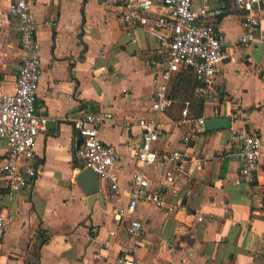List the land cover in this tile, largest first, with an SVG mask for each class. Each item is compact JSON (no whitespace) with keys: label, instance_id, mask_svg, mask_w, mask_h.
<instances>
[{"label":"crops","instance_id":"1","mask_svg":"<svg viewBox=\"0 0 264 264\" xmlns=\"http://www.w3.org/2000/svg\"><path fill=\"white\" fill-rule=\"evenodd\" d=\"M211 4L210 21L226 37L215 94L200 96L201 79L191 69L179 71L168 89L173 105L154 112L152 62L166 49L165 31L126 29L117 0L31 2L41 59L35 104L46 122L34 143L32 185L12 190L0 172V211L7 220L0 231V264H113L121 254L135 256L139 264H264V155L248 183L231 139L232 126L250 128L259 132L264 149V42L239 44L244 11L231 0ZM8 5L0 0V88L13 91L23 52ZM260 15L264 30V6ZM184 107L190 119L228 116L230 125L195 130L182 115ZM101 110L109 115L98 135L116 148L111 173L118 190L99 177L90 200L76 181L83 167L70 118ZM241 110L247 115L240 116ZM145 116L157 120V149L185 153V171L162 186V207L139 202L133 214L119 215L132 173L140 168L137 119ZM7 150L0 137V165ZM173 168V162L143 167L152 185ZM131 219L141 225L135 237L127 229Z\"/></svg>","mask_w":264,"mask_h":264},{"label":"built area","instance_id":"2","mask_svg":"<svg viewBox=\"0 0 264 264\" xmlns=\"http://www.w3.org/2000/svg\"><path fill=\"white\" fill-rule=\"evenodd\" d=\"M33 0H9L8 12L15 22L17 39L23 52L18 67L13 91L0 88V137L7 142L8 150L0 165V172L12 190L30 187L36 175L32 163L34 143L38 132L45 128L46 119L36 112V93L41 75L40 44L36 37V23L31 9ZM121 7V20L126 29L142 27L149 30L165 31L167 45L160 61H153L155 76L151 109L164 112L174 103L169 95V84L175 73L191 69L202 81L197 93L208 99L215 94L213 83L218 65L225 57L224 33L213 23L215 10L211 0H117ZM235 7L244 11L243 30L237 37L241 45L264 42V30L260 26L264 0H231ZM188 119V108L182 109ZM239 111L240 116L247 115ZM105 111L77 112L71 115L81 143L76 149V157L83 167L93 169L100 178H109L110 187L118 190L117 177L111 173L117 161L116 148L104 143L99 135V125L108 117ZM190 119V118H189ZM204 117H194L195 130L203 127ZM141 129V143L135 151L140 168L131 176L128 200L118 214H133L139 202H149L158 207L165 204L162 194L164 184H172L177 174L185 171V153L180 149H157L160 129L154 116L137 119ZM189 140L188 135L182 138ZM231 139L236 147V156L241 160L240 176L248 183L256 179L258 164L264 155L262 139L258 131L245 128H231ZM158 162H173V172L166 173L164 181L152 185L143 167ZM201 220V217H199ZM140 222L131 219L128 232L135 237ZM7 227L5 215L0 211V231ZM113 264H139L135 256L119 255Z\"/></svg>","mask_w":264,"mask_h":264},{"label":"water","instance_id":"3","mask_svg":"<svg viewBox=\"0 0 264 264\" xmlns=\"http://www.w3.org/2000/svg\"><path fill=\"white\" fill-rule=\"evenodd\" d=\"M229 125L230 118L228 116L207 117L203 121V127L206 130L227 128ZM77 135L79 137L77 145H79L82 139L78 132ZM80 166L83 167L82 165ZM76 181L90 200L95 198L99 188V176L93 169L89 167L81 168L80 172L76 175ZM97 197L101 199V194L98 193Z\"/></svg>","mask_w":264,"mask_h":264},{"label":"trees","instance_id":"4","mask_svg":"<svg viewBox=\"0 0 264 264\" xmlns=\"http://www.w3.org/2000/svg\"><path fill=\"white\" fill-rule=\"evenodd\" d=\"M199 83L196 81V83L194 84L195 86H197Z\"/></svg>","mask_w":264,"mask_h":264}]
</instances>
